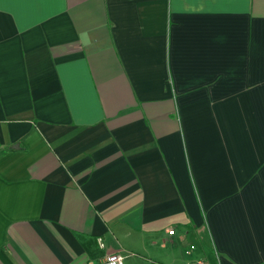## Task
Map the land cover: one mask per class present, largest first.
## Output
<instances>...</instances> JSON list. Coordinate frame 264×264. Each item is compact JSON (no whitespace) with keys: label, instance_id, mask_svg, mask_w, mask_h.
I'll return each instance as SVG.
<instances>
[{"label":"crops","instance_id":"1","mask_svg":"<svg viewBox=\"0 0 264 264\" xmlns=\"http://www.w3.org/2000/svg\"><path fill=\"white\" fill-rule=\"evenodd\" d=\"M114 252L264 264V0H0V264Z\"/></svg>","mask_w":264,"mask_h":264},{"label":"built area","instance_id":"2","mask_svg":"<svg viewBox=\"0 0 264 264\" xmlns=\"http://www.w3.org/2000/svg\"><path fill=\"white\" fill-rule=\"evenodd\" d=\"M169 235L174 234V229L170 228L167 232ZM98 245L100 247H103V243L101 240H98ZM197 247L195 244H190L189 248L186 249L185 253L190 254L191 251H193ZM102 264H123V256L120 253L114 252V253H109L105 256L104 261ZM185 264H209L206 259L203 258H192L186 261Z\"/></svg>","mask_w":264,"mask_h":264},{"label":"rangeland","instance_id":"3","mask_svg":"<svg viewBox=\"0 0 264 264\" xmlns=\"http://www.w3.org/2000/svg\"><path fill=\"white\" fill-rule=\"evenodd\" d=\"M187 242V241H186ZM186 248H189V243H187V246H186Z\"/></svg>","mask_w":264,"mask_h":264}]
</instances>
